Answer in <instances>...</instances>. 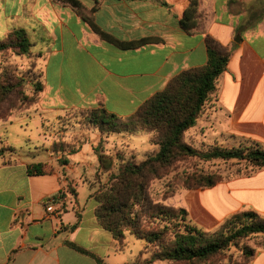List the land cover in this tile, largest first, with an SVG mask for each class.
<instances>
[{
  "label": "crops",
  "instance_id": "1",
  "mask_svg": "<svg viewBox=\"0 0 264 264\" xmlns=\"http://www.w3.org/2000/svg\"><path fill=\"white\" fill-rule=\"evenodd\" d=\"M78 1L103 32L124 42H154L122 50L103 41L71 7L53 0H0L2 37L24 29L29 15L47 30L48 43V54L39 63L45 89L33 114H14L1 121L4 127L17 123L24 132L25 119L46 127L69 111L99 107L130 117L175 76L207 64L205 39L210 35L232 55L217 81L218 93L198 123L207 126L206 136L240 137L264 148V0H200L201 27L193 32L180 24L190 0ZM80 134L82 143L76 153L65 152L64 164L57 162L61 154L53 155L47 132L40 133L37 143L21 136L20 144H33L28 153L39 155L32 161L20 159L15 141L0 140V150L12 147L18 155L13 160L7 152L0 154V264H100L68 243L91 252L102 264H133L143 250L141 239L128 233L121 244L99 224L91 188L81 197L79 183L88 182L75 171L88 167L86 158L102 135L88 129ZM123 137L111 134L104 140L111 146ZM35 163H50L56 170L31 176L28 166ZM71 186L75 192L67 191ZM53 197L61 198L62 212L47 211L50 204L45 202ZM178 203L188 221L206 231L240 212L264 215V168L212 188L186 191ZM79 216V225L71 229ZM251 264H264V249L258 248Z\"/></svg>",
  "mask_w": 264,
  "mask_h": 264
},
{
  "label": "trees",
  "instance_id": "2",
  "mask_svg": "<svg viewBox=\"0 0 264 264\" xmlns=\"http://www.w3.org/2000/svg\"><path fill=\"white\" fill-rule=\"evenodd\" d=\"M54 1L74 9L103 41L119 49L130 50L154 42L153 39H142L135 42L121 41L103 32L85 12V8L78 0ZM201 18L200 0H190V5L180 24L184 30L193 32L201 25ZM205 44L208 53L205 66L185 70L175 76L163 91L147 100L132 116L122 118L109 113L104 107L75 112L83 113L87 118V124H92L102 134H116L123 131L144 132L152 135L150 141L159 146L160 149L156 155L150 156L139 164L129 161L120 165L117 173H111L106 191L95 198L97 202L95 213L99 224L111 232L119 243H124L126 232H130L139 239H145L149 244L157 243L158 248L151 262L220 264L219 258L227 249L252 236L261 237L259 248L264 249V215L257 212L247 211L234 214L225 220L220 231L214 235H208L204 229L193 224L192 226L186 224L184 232L177 233L174 239L167 242L164 241L165 232H168L166 229L162 231L143 229L142 215L144 213H141V209H137L143 206L148 216L151 217H174L175 210L167 207H154L148 188L153 179L165 175L167 168L180 161L181 158L237 160L250 166L252 172L264 168V148L255 141H251V145L248 146L232 149L217 148L205 153L197 151L185 141L186 133L197 125L209 103L217 95V81L227 69L232 55V50L222 47L210 35L206 37ZM33 46L29 33L23 28H15L4 40H0V55L15 51L18 56H27L31 54ZM4 69L8 73L9 66H4ZM27 81L33 86L32 96L23 90ZM44 89L43 71L37 70L33 74L24 73L17 82L14 77L11 80L8 75L0 77V121L9 120L19 110L35 107ZM15 92L18 94L17 101H10ZM5 104L9 107L2 111L1 107ZM64 144L65 142L55 143L52 147L53 151L66 150L67 147ZM7 151L12 152L14 149L8 147ZM70 152L74 154L77 150L71 149ZM104 157V155L99 156L101 165L103 164V167L109 170L112 164ZM54 172L55 167L49 163H35L28 166V173L31 176L50 175ZM222 180V176L218 174L201 173L190 176L187 187L189 190L208 189L221 183ZM65 194L60 192L58 195L64 196ZM50 201L49 199L45 202V205ZM178 212L182 220L188 221V213L185 209L181 208ZM80 218L79 216L78 223L71 229L79 225ZM68 245L78 252L92 256L102 264V260L91 252L73 243H68ZM257 250L244 246L242 260L232 261L230 264H251Z\"/></svg>",
  "mask_w": 264,
  "mask_h": 264
},
{
  "label": "rangeland",
  "instance_id": "3",
  "mask_svg": "<svg viewBox=\"0 0 264 264\" xmlns=\"http://www.w3.org/2000/svg\"><path fill=\"white\" fill-rule=\"evenodd\" d=\"M14 8H16V2L14 3ZM24 18L29 20L28 24L24 25V29L29 33L30 39L34 45L31 49V54L27 56H18L15 51H8L0 55V77L3 78V75L4 77L8 75L11 80L14 77L15 82H17L24 73L28 74L29 72V74H33L34 71H42L39 63H42L41 61L48 54V43L45 41L47 39V30L37 25V23H35V21L29 15L28 17L27 15L24 16ZM198 27L200 28L201 25ZM4 38L5 37L0 35V40H3ZM6 65L9 66V70L11 68L10 71L8 70V73H6L7 70L4 69V66ZM23 90L29 96L33 95L34 89L30 82L27 81L25 83ZM67 95L72 96L69 91H67ZM17 99L18 94L15 92L10 101H17ZM8 107V104L3 105L1 107L3 109L2 111ZM34 109L35 108L32 107L27 110H19L15 114L30 115L33 114L32 111ZM21 115L15 117L14 121L21 119ZM86 119L87 118L83 115V113H75L74 111H69L65 116L60 117L56 122L46 123V127H42L41 124L36 122V120L33 118L25 119L24 123L26 127L24 132H22L21 128L16 126L17 123H15V126L13 127H4V124L0 121V140L3 141V144H5L6 141H15L17 143L15 145L17 146L16 148H18L20 159L32 161L35 160V156L38 158L39 155L37 153H28L29 147H32L33 144L30 145L28 142L20 144V142L24 140L21 136L24 135L25 140L28 138V140H31L33 143H37L41 140L40 133L42 131L47 132L49 133V142H52L51 151L53 155L58 156L57 154H61L62 156L57 158V162L58 164H64L65 161L68 160L64 155L65 152H70L71 149H77L82 143L81 140L83 138L80 136V132L85 129H88L92 132H99L92 124H87ZM206 127L207 126H205L204 123L199 122L185 135V141L201 153H205L217 148L232 149L251 145V141L240 137L237 138L229 135L222 138H213L212 136H206ZM68 132L71 133V139L68 138L67 141H64L63 136L68 134ZM99 133L102 135V139L95 143V146H93V151H91V153H89L88 157L86 158L88 167L75 171L77 176L79 175V177L83 178L84 181L88 182V186L84 185L82 182L79 183L80 194L83 198H85V196L90 192V188L93 190L92 196L94 199L96 196L102 194V192L104 193L108 184L110 183L111 173H117L120 165L129 161L139 164L147 160L150 156L156 155L160 149L158 145H154L150 141L152 135L148 133L123 131L122 133H124V137L118 139L116 138L117 140L115 139L116 141L113 142V145L111 144V146L109 145V142L107 143L104 140L107 139V137L111 134H102L101 132ZM79 137L81 140H79ZM148 137L150 138L148 139ZM59 142H65L67 149L62 152L53 151V145ZM20 145H23L22 150ZM109 147H111V150ZM7 148L0 150V154L7 152L10 154L13 160H16L15 155L17 153L15 151H7ZM100 155H104V159H106L108 162H111L112 166L109 170L103 167V164L101 165L99 159ZM51 166L55 167L53 164H51ZM251 172L252 168L250 166H247L244 162H239L237 160H205L200 157L181 158L180 161L175 162L171 167L167 168V173L165 175L153 179L150 182V186L148 188V193L151 200H153L154 207H167L169 209L175 210V213H173L174 217L148 216V213L142 206L137 209H141V213H144L142 215V223L144 225L143 229L161 231L166 229L168 232H165L164 241L169 242L170 239H174L177 233L185 231L186 224L192 226V224H190L188 221H184L182 220L181 216H178V211L181 209L178 202L180 200V196L186 191H189L187 186L189 184L188 179L190 176L201 173L218 174L222 176L223 182L237 178L239 176L247 175ZM74 189L75 188L71 186L67 189V191L70 192ZM65 193L67 192L65 191ZM221 226L215 230L203 231L208 233V235H214L220 231ZM128 233L130 232H126V234ZM135 239H137L136 236ZM141 240L145 244L143 246V250L140 252L133 264H174L171 261L151 262V258L158 248L157 243L149 244L145 239ZM136 241L141 242L139 240ZM260 243L261 237L259 236H252L241 240L238 245H233L220 256V264H230L232 261L242 260V248L244 246H250L252 248L258 249Z\"/></svg>",
  "mask_w": 264,
  "mask_h": 264
},
{
  "label": "built area",
  "instance_id": "4",
  "mask_svg": "<svg viewBox=\"0 0 264 264\" xmlns=\"http://www.w3.org/2000/svg\"><path fill=\"white\" fill-rule=\"evenodd\" d=\"M50 200H51L49 202L50 205H48L47 211L49 213H51V212H53V213H60V212H62V210H63V203H62L61 198L56 197L55 199L54 198H51Z\"/></svg>",
  "mask_w": 264,
  "mask_h": 264
}]
</instances>
